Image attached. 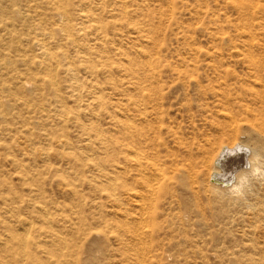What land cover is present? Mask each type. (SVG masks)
I'll list each match as a JSON object with an SVG mask.
<instances>
[{"label":"rangeland","instance_id":"374dc122","mask_svg":"<svg viewBox=\"0 0 264 264\" xmlns=\"http://www.w3.org/2000/svg\"><path fill=\"white\" fill-rule=\"evenodd\" d=\"M53 2L38 1L48 20L37 57L0 74V264H264V252L240 247L264 241V221L222 207L201 162L217 121L264 116V67L261 78L250 67L264 64V0H67L65 32ZM135 129H160L166 166L197 171L183 173L176 215L156 203L147 259L149 195L129 149L154 150L139 148ZM134 180L142 189L120 185ZM229 214L240 223L225 224Z\"/></svg>","mask_w":264,"mask_h":264},{"label":"bare ground","instance_id":"6f19581e","mask_svg":"<svg viewBox=\"0 0 264 264\" xmlns=\"http://www.w3.org/2000/svg\"><path fill=\"white\" fill-rule=\"evenodd\" d=\"M38 1L39 0H0V74L1 75L14 72V71L16 72L17 69H19L17 67L19 62H22L25 64H29L30 62H33L34 58L37 57V54H36L37 46L39 44L45 43V39H47V36L43 29V23L47 21L48 18L47 16H44L45 13L38 12L37 10ZM47 2L51 5V8L53 4H56L55 2H53V0H47ZM57 3L59 4L58 15L62 21L59 29L65 32L66 25H67V19H68L67 0H57ZM48 55L51 56V54H48ZM53 59L55 60V58ZM55 62H57V60ZM148 65L152 66V62H149ZM252 65H250V67H254L253 69L255 72L251 71V73L255 74L254 76L256 77L261 78L262 77L261 66L264 67V64L253 59ZM217 70H220V69L218 68ZM224 73H225V78H228V72L224 71ZM149 77L150 76L146 75L144 76V78H146L145 81H141L142 79H144L142 77V79L140 78L136 82V85H137L136 89L138 88L141 94L146 93V90H150V87L144 86V83L149 81ZM262 95L264 96V94ZM0 106H3L2 101H0ZM147 107L148 106H146L144 101L142 100V108L139 110L145 116H147V112H148ZM155 110L157 111V108H155ZM158 112L159 111H157V113ZM238 116H239L238 118H235L234 116H229L230 119L226 122L217 121L216 124H217V127L219 128V134L216 136L206 135L205 143L202 144V148H201L203 151V154H205L206 156L205 158L201 159V162L202 163L205 161L207 162L205 164H207L206 168H207L209 181H210L209 188L218 194V198L220 200H223L226 202L225 205H223L222 207L232 206L233 208L236 209V212H233L236 214L243 212L244 210H247V211L250 210L252 214L251 215L252 219H255V220L260 219L264 221V180H253L250 187L246 190L245 194L242 197H236L232 195L228 191V189L225 187L227 182L231 180L232 176H234L235 174L239 172L247 171L246 165H247L248 159L250 158V154L243 152V151L230 153L226 149H222L223 146L225 145L231 146L237 143H245V144L251 145L254 152H259L261 154H264V150L262 149V145H261V142L264 141V116L257 112L251 113L247 109H240ZM243 127L245 128L247 127L245 133L241 132ZM159 130L160 129H158L157 131L155 130L153 132H147V131L139 132L138 129H135V131L133 130L134 131L133 137L136 138L134 139V142L137 145H140V144L142 146L145 145L146 147L149 148L148 150L153 149L154 150L153 153L140 152L139 149L138 151V150H135L134 148L129 149L130 151L132 150L133 152V154L131 155H134V157L138 161V165H139L138 167H140L139 171L141 172L140 174L142 175L141 179H142V182H144L146 185L143 188H145V191L149 195L148 197L149 202H144L145 200L142 201V203H144L143 206H145L146 212L148 209L147 214L149 215V218L151 222L153 223L150 232L147 233V236L150 240L151 250H148L149 252H147L148 254H146V256L144 255L146 259H147V256L148 258L149 256H151L152 245H154L152 243V240H153L152 236L156 231V220H157V215H158L157 211L159 212V208H162L161 210L163 212L161 214L164 215V212L166 211L165 213L167 216L171 214L176 215L178 213L176 209L178 208L179 205L175 206V203L173 202L175 201L176 204H179L177 190L179 189L178 185L179 186L182 185L183 173L188 171L191 174L192 173L197 174V171L195 170L196 165L194 162H191L189 164L188 169L184 167L179 168V167H172V166L167 167L166 166V163L169 162L168 158H170L168 156L170 155L165 154L163 156L160 153L161 150L158 147L159 142H160L159 141L160 134H158ZM140 136H142V139H140ZM226 137L229 138L230 142H227L225 140ZM141 145L139 146V148L141 147ZM214 147H216V149H214ZM220 151H221V155H219ZM163 157H167V158L163 159ZM183 158L184 160L187 159L186 157H183ZM171 163L175 164V161L173 162L172 160ZM156 171L160 172V177H158V173H156ZM123 176L125 175L123 174ZM192 178H193V175H192ZM134 181L135 183H132L131 185H128L127 182L120 184V185L122 188H126L127 190H130V191H134V190L136 191L138 190V188L142 189V187L138 185L140 181L139 180H134ZM194 193H195L194 197H197L198 192L195 190ZM139 200H143V199L139 198ZM139 200L137 202H139ZM159 201H161L162 204L156 210V203ZM139 203H141V201ZM212 205H213V201L211 200L209 202V206H212ZM172 210L176 212H171ZM141 212L142 211H140V213ZM142 215H145V214L143 213L141 214V216ZM139 219L141 220L142 218H139ZM177 219L180 220L181 218H177ZM147 220L145 219V221ZM235 222L236 224L240 223L239 220L235 218V215L233 216L232 214V218H231V214H229V216L226 219L225 224L227 223L235 224ZM29 224L31 223L29 222L27 226H29ZM183 224L184 222L182 221V219L179 222L175 223L174 226L175 225L176 226L174 228V231L176 232L182 229ZM27 228H30V227H27ZM127 230L128 229H126V231ZM242 230L243 231L245 230L243 226H242ZM28 231L29 230H27V232ZM243 235H249V234H243ZM24 236L26 237L25 234L23 235V238H25ZM246 240H248V242H246ZM246 240L243 241L242 245L240 246L243 252H246V249L255 251L256 253L264 252L263 251L264 246H262L264 241H260L256 243L255 239H253L251 235H249V239H246ZM183 243L185 242H176V246L183 247ZM60 253H61V250H60ZM231 253L236 254L237 252L235 249H233ZM243 254L248 255L246 253H243ZM142 257H139V258L142 259ZM142 262H140V264Z\"/></svg>","mask_w":264,"mask_h":264},{"label":"clouds","instance_id":"9594fccd","mask_svg":"<svg viewBox=\"0 0 264 264\" xmlns=\"http://www.w3.org/2000/svg\"><path fill=\"white\" fill-rule=\"evenodd\" d=\"M222 149H226L230 153L243 151L250 154L246 165L247 171L235 174L225 185L232 195L242 197L253 180H264V154L254 152L252 146L245 143L225 145ZM219 155H221V151Z\"/></svg>","mask_w":264,"mask_h":264}]
</instances>
